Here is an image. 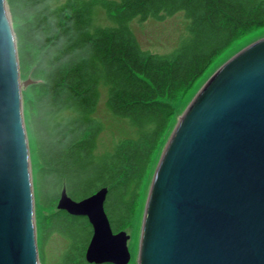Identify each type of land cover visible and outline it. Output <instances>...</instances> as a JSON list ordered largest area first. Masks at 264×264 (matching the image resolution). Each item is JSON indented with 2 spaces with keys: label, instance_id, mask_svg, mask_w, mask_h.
I'll use <instances>...</instances> for the list:
<instances>
[{
  "label": "water",
  "instance_id": "water-1",
  "mask_svg": "<svg viewBox=\"0 0 264 264\" xmlns=\"http://www.w3.org/2000/svg\"><path fill=\"white\" fill-rule=\"evenodd\" d=\"M15 32L0 0V264H38L29 147ZM107 186L57 208L85 216L89 263L127 264ZM137 264H264V36L234 53L178 118L154 170Z\"/></svg>",
  "mask_w": 264,
  "mask_h": 264
},
{
  "label": "trees",
  "instance_id": "trees-1",
  "mask_svg": "<svg viewBox=\"0 0 264 264\" xmlns=\"http://www.w3.org/2000/svg\"><path fill=\"white\" fill-rule=\"evenodd\" d=\"M6 3L20 75L30 71L35 78L26 112L44 180L55 195L63 185L75 199L107 186L104 206L113 230L129 221L140 177L173 115L171 102L236 39L264 27V0H121L118 8L127 16L185 11L191 35L178 49L160 54L140 48L124 26L90 30L89 0ZM101 76L108 84L110 109L141 121L136 138L96 154L100 123L89 112ZM84 247L72 245L69 254L79 264H95L83 257Z\"/></svg>",
  "mask_w": 264,
  "mask_h": 264
},
{
  "label": "rangeland",
  "instance_id": "rangeland-1",
  "mask_svg": "<svg viewBox=\"0 0 264 264\" xmlns=\"http://www.w3.org/2000/svg\"><path fill=\"white\" fill-rule=\"evenodd\" d=\"M63 1L65 0H56V3ZM89 1H91L90 30L99 26H124L134 36L140 48L144 50L160 54L169 53L178 49L182 41L191 35L190 18L182 9L171 13L160 11L158 15H142L138 13L127 16V14H122L118 8L121 0ZM263 36L264 27H260L236 39L226 50L215 58L212 64L196 80L190 90L181 94L171 102L173 115L167 123L160 142L152 154H150L149 167H146L140 177L139 187L132 204L129 221L126 223L120 221L116 228L117 230L124 229L129 234L127 245L130 251V260L127 264H137L143 212L151 179L160 155L178 118L196 92L219 66L245 45ZM28 78L31 79V82L35 79L30 75V71L20 75L21 81ZM103 80L101 76L96 87L94 108L92 112H89L90 116L100 123V129L95 137V145L93 147V152L96 154L112 152L118 143L136 138L138 134L137 124L141 121L140 119L118 115L110 109L108 104V84ZM31 82L27 85L22 84L21 98L29 147L38 264H79L69 254V249L73 245V249L79 250L85 245L82 253L84 257L85 248L92 231L86 226L85 216L72 215L65 210L57 208V199L63 185L57 188V194L55 195V190L44 180L46 177L42 170V158L40 157L37 146L35 129L26 112L27 103L32 97ZM87 223L89 226L90 223L88 220ZM75 235L76 239L73 241V236Z\"/></svg>",
  "mask_w": 264,
  "mask_h": 264
}]
</instances>
